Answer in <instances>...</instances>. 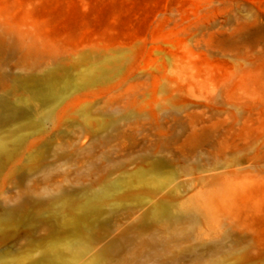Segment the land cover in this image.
<instances>
[{
  "label": "rangeland",
  "instance_id": "rangeland-1",
  "mask_svg": "<svg viewBox=\"0 0 264 264\" xmlns=\"http://www.w3.org/2000/svg\"><path fill=\"white\" fill-rule=\"evenodd\" d=\"M0 141V264H264V0H0Z\"/></svg>",
  "mask_w": 264,
  "mask_h": 264
},
{
  "label": "bare ground",
  "instance_id": "bare-ground-1",
  "mask_svg": "<svg viewBox=\"0 0 264 264\" xmlns=\"http://www.w3.org/2000/svg\"><path fill=\"white\" fill-rule=\"evenodd\" d=\"M6 34V33H5ZM4 34V35H5ZM10 35V34H9ZM20 36V35H19ZM16 48L26 50L27 54L25 55V58H29L30 56H35L36 58H39L42 56L41 48L38 46L37 42L34 40H31L27 37L21 36L17 39L16 43L14 44ZM14 109V110H18ZM14 113H12L13 115ZM11 152V147L8 146L6 141H0V159L2 156H5L7 153ZM92 201H90L87 205L91 206ZM69 203L66 202L65 204L61 206H68ZM24 209V204L19 203L17 205L11 206L7 210L8 215H14L16 213L21 212ZM161 216L167 223L169 224H179L183 221H194L197 218V213L195 210H187L185 212H179L175 213L172 211H167L165 209H162L158 212L157 216ZM111 245L106 246L101 252L96 254L89 262L88 264H98V262L108 253L110 250ZM77 253L80 252L79 250L76 251ZM50 255L53 257V260L56 261L63 257V252L60 249L54 250L50 253ZM233 259V263H229V260ZM244 254L240 251L231 250L224 256L215 257L211 260L210 264H250Z\"/></svg>",
  "mask_w": 264,
  "mask_h": 264
}]
</instances>
